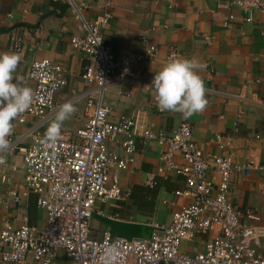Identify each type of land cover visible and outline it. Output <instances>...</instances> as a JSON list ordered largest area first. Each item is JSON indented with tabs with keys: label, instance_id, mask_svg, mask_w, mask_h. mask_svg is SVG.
Returning a JSON list of instances; mask_svg holds the SVG:
<instances>
[{
	"label": "crops",
	"instance_id": "obj_1",
	"mask_svg": "<svg viewBox=\"0 0 264 264\" xmlns=\"http://www.w3.org/2000/svg\"><path fill=\"white\" fill-rule=\"evenodd\" d=\"M78 1L88 5V20L111 12L112 18L101 35L115 57L122 49L143 54L146 46L140 42L141 35L157 49L152 59L134 66L139 81L114 83L105 89L103 102L111 111V119L125 116L138 127L164 134L186 121L192 127L193 141L204 153L230 155L240 164L252 160L262 165V170L249 176L233 175L229 198L240 211L253 210L264 224V14L254 12L252 21L246 23L240 10L231 4L235 0H222L220 8L214 0H113L109 6L106 0ZM230 14L234 20L224 27ZM13 36L23 40L21 60L14 73L22 86L33 88L28 76L34 61L47 59L64 69L67 84L56 93L55 103L73 105L75 111L60 130L75 133L88 118L83 97L87 85L81 79L88 60L70 45L71 37H81L82 31L66 0H0V53H12ZM170 48L178 53L174 60H194L198 64L195 71L204 82L207 105L188 119L170 111L157 113L151 106V81L172 61L168 59ZM36 122L29 116L22 124L13 121L11 135L22 134ZM218 134L232 137L226 151L210 141ZM120 140L107 143V147L122 156ZM161 149L155 142L138 144L134 162L126 171L115 173L120 188L129 196L96 205L89 227L91 239H101L106 231L125 239L147 238L150 223H169L171 214L186 203L174 195L184 187L181 177L157 175L155 186H146L147 175L160 165ZM21 159V153L16 152L0 168V180L5 179L0 182V230L8 223L14 227L18 224L17 206L8 196L12 189L20 197L18 206L28 223L38 229L45 225V213L36 205L37 195L24 188ZM209 177L217 181L214 173ZM203 240L183 242L180 252L190 256L201 252ZM258 250L264 252V240ZM59 256L72 264L64 252L59 251L56 258Z\"/></svg>",
	"mask_w": 264,
	"mask_h": 264
},
{
	"label": "built area",
	"instance_id": "obj_2",
	"mask_svg": "<svg viewBox=\"0 0 264 264\" xmlns=\"http://www.w3.org/2000/svg\"><path fill=\"white\" fill-rule=\"evenodd\" d=\"M112 1L106 0V6ZM214 1L220 8L222 0ZM66 4L82 31L81 37H71L70 45L88 60L81 75L87 85L83 97L88 118L75 133L60 130L55 144L45 146V131L61 107L56 105L55 95L67 80L60 65L47 59L31 63L28 77L33 84V101L16 120L22 124L29 116L37 122L22 134L8 137L10 147L0 153V168L8 157L21 153L23 185L28 193L37 195L36 205L45 213V225L43 229L30 225L18 206L20 197L10 190L8 196L17 206L18 224L14 227L8 223L0 230V264H52L59 251L72 264H264V252L258 250L264 240L261 217L251 209L240 211L229 198L233 175L249 176L263 166L252 160L240 164L230 155L204 153L193 141L192 127L186 121L164 134L138 127L125 116L111 119V111L103 102L105 89L114 83L139 81L134 66L152 59L157 49L141 35L140 42L146 46L143 54L122 49L115 57L101 35L112 18L111 12L88 20L86 3L66 0ZM231 4L240 10L246 23L252 21V13L264 14V0H235ZM233 20L230 14L223 26ZM10 50L22 54L21 37L11 38ZM177 56L176 49L170 48L168 59ZM151 106L157 113L166 112L157 106L153 94ZM118 138L122 156L107 147ZM210 141L226 151L232 137L218 134ZM151 142L162 149L160 165L147 175L146 186L154 187L157 175L181 177L184 187L174 195L186 203L171 214L169 223H150L147 238L125 239L106 231L101 239H91L89 227L96 205L129 196L120 188L115 173L126 171L134 162L138 144ZM210 173L217 176L216 182L210 179ZM196 238H205L201 252L191 256L180 252L183 242ZM109 249H115V259L110 262L106 255Z\"/></svg>",
	"mask_w": 264,
	"mask_h": 264
},
{
	"label": "clouds",
	"instance_id": "obj_3",
	"mask_svg": "<svg viewBox=\"0 0 264 264\" xmlns=\"http://www.w3.org/2000/svg\"><path fill=\"white\" fill-rule=\"evenodd\" d=\"M20 60L18 53H0V153L6 152L10 147L8 137L13 131V121L25 113L33 101V89L22 86L14 77ZM197 68L198 64L194 60H172L153 75L152 94L161 110L179 113L184 119H188L205 109V86L195 71ZM74 111L75 108L70 103L59 108L55 119L45 131V146L55 144L63 121ZM106 255L109 262L115 259V249H109Z\"/></svg>",
	"mask_w": 264,
	"mask_h": 264
},
{
	"label": "rangeland",
	"instance_id": "obj_4",
	"mask_svg": "<svg viewBox=\"0 0 264 264\" xmlns=\"http://www.w3.org/2000/svg\"><path fill=\"white\" fill-rule=\"evenodd\" d=\"M68 262L67 258L59 256L54 260L53 264H68Z\"/></svg>",
	"mask_w": 264,
	"mask_h": 264
}]
</instances>
